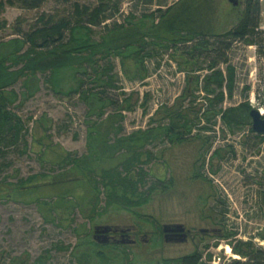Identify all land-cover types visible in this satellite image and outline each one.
Instances as JSON below:
<instances>
[{
  "label": "rangeland",
  "instance_id": "374dc122",
  "mask_svg": "<svg viewBox=\"0 0 264 264\" xmlns=\"http://www.w3.org/2000/svg\"><path fill=\"white\" fill-rule=\"evenodd\" d=\"M1 1L0 44L13 39L25 40L26 35L40 23L39 18L43 14L55 20L67 18L73 25L75 3L95 8L101 2L47 0L40 9L25 10ZM238 1L239 5L233 6L229 0H112L111 3L116 5L111 4L106 11L104 24L91 26L93 39L101 41L107 29L115 24L127 25L126 19L130 14L135 16L132 24H138L139 30L149 29L168 7L178 6L180 2L175 13L185 9L184 18L189 19L180 23V29L206 35L210 43L216 40L217 35L234 31L250 5H260L259 31L264 32V0ZM140 19H145V28L142 23H137ZM158 28L160 36H165V28ZM69 37L70 31L66 30L64 40ZM261 38L264 39V35ZM200 39L197 37L189 44L180 43L176 48L167 49L162 41L147 38L146 41L154 42V45L145 51L151 52L153 48L154 54L144 59V67L132 58L121 61L120 57H113L115 85L121 90L109 89L101 80L96 82L93 69L87 65L65 70L59 77L62 89L59 93L46 85L49 73H38L39 90L29 99L22 95V82L14 87L19 100L12 111L20 118L24 129L21 134L23 140L0 157V264H35L42 256H45L43 264H78L74 252L84 251L91 245L94 226H133L140 234L147 235L136 245L125 246L131 252L133 264H157L195 251L203 254L204 264H215V257L221 258L219 264H228L233 259L244 261L245 258L236 255L232 249L240 242L251 243L255 249L264 250V138L250 131L252 119L248 110L239 109L238 116L243 123L234 129L228 128L218 114L230 107L239 108L243 102L264 111V56L255 45H247L242 40L232 42L227 62L216 67L225 75L228 65L236 68L232 96L225 88L224 101L218 104L215 100H208L215 94L208 96L205 92H196V98L183 104L188 117L193 120L192 133L184 138L186 141L171 143L157 138L140 149L145 154L143 159H147L149 152L154 155L152 161L138 166L147 173L145 186H156V192L151 193L152 196L150 194L147 204L129 211L116 206L102 211L106 200L104 187H99V201L93 202L94 183L88 180V171L85 174V168L75 162L71 165L65 163L68 156L81 158L89 154L88 129L95 122H101L104 129L108 115L121 113L124 116L122 121L117 118L123 131L118 136L111 133L110 144H114L117 137L128 136L138 129L160 125V120L151 124L150 119L162 107H173L186 86L187 77L205 80L211 74L204 57L185 63V59H192L188 53L195 51ZM28 47L26 45L23 51ZM97 64L95 68L98 69L106 61ZM81 79L85 82L83 89L92 86L100 91L106 89L104 98L107 102H115L114 106H106V115L101 119L98 113L89 115V106L79 94L67 93L70 87H77ZM246 86L250 87L248 92L244 90ZM126 94H132L129 101L133 111L120 110V107H126L123 103ZM146 94H150L147 110L142 104ZM163 123L168 124V121ZM207 139L209 142L205 143ZM215 151H219L221 157L212 155ZM122 159L121 155L104 158L100 165L109 168ZM200 159L202 181L189 186L191 173L192 176L196 173L192 170L197 168L194 161ZM137 171L135 168L134 175ZM168 174L176 182L172 202L166 200L163 182L158 181L159 178L166 179ZM33 176L37 177L20 187V181ZM184 185L190 188L192 195L187 201H182L180 188ZM199 193L202 202L195 201L193 197ZM206 195H211V199L206 201ZM93 208L99 212L98 215L93 214ZM207 218H213V227L217 231L221 229L238 237L230 240L219 237L216 240L213 236L202 242L196 239L190 243H171L159 236L162 225L169 221H180L197 231L211 226L210 221L205 220Z\"/></svg>",
  "mask_w": 264,
  "mask_h": 264
},
{
  "label": "trees",
  "instance_id": "16d2710c",
  "mask_svg": "<svg viewBox=\"0 0 264 264\" xmlns=\"http://www.w3.org/2000/svg\"><path fill=\"white\" fill-rule=\"evenodd\" d=\"M5 1L10 6H19L25 10H37L47 0ZM111 1L101 0L95 8L75 3L73 25L71 20L67 18L55 20L43 14L39 18L41 24L37 23V27L34 28L33 32L26 35L25 40L13 39L7 43L0 44V157L4 156L7 150L15 147L21 139L23 140L21 134L24 127L20 118L12 111V108L16 106L17 100H19V95L14 90V87L19 82H22L24 90L22 95L29 99L39 90L38 73H49L45 83L54 92L59 93L62 90L59 85L60 75L65 70L87 65L93 69L96 82L101 80L104 81L102 83L103 86L109 89L121 90L115 85L113 57H120L121 61L132 58L137 62L140 61L142 67H144V59L154 54L153 48H151V52L145 51V48L154 45V42H147V38L162 41L165 47L170 49L171 47L176 48L180 43L189 44L199 37L201 38L197 40L199 46L196 44L195 51L188 53L192 56V59H185V63L192 62L196 57H204L203 59L208 63L211 74L205 80L195 76L187 77L186 86L176 99L173 107H162L150 119L151 124L157 120H160L162 124L160 123L157 127H149L145 130L138 129L128 136L117 137L115 143L110 144L109 135L111 133L116 136L122 133L123 127L117 123V118L122 121L124 116L121 113L117 114V116L108 115L106 118L107 125L104 129L101 127V122L93 123L88 129L89 154L81 158L66 157V165H71L75 162L77 166L85 168V174L88 171V180L94 183L95 200L93 202L99 201V187H104L106 200L105 208L102 211H106L111 206L129 211L147 204L152 194L156 192V186H145L144 178L147 173L143 169L138 168L139 165L145 164L146 161H152L154 155L149 152L147 159H143L145 154L140 149L144 145L153 143L157 138L167 139L171 143H183L186 141L184 139L185 136L192 133L193 120L188 117L183 104L193 97L196 98V92L199 94L205 92L208 96L215 94L213 99L208 100H215L218 104L224 101L225 88H227L228 95L232 96L236 83V68L228 65L226 67L227 75H225L221 69H216V67L221 63L227 62V54L231 49L232 42L237 40H242L250 46L255 45L260 55L264 56V39L261 38L264 32L259 31L260 5H250L249 11L234 31L217 35L216 40L210 43L209 37L206 35H196V33L189 32V30L180 29V23H186V20H189L186 16L184 18L185 9L175 13L176 9L184 1L181 0L182 2L178 6L172 5L168 7L160 16V20L149 29L141 28L139 30L140 26L138 24H132L135 16L130 14L126 19L127 25L115 24L112 28H108L102 40L97 42L93 39L94 32L91 26L104 24L107 18L106 11L110 9L111 4L113 6L116 5L111 3ZM2 7L3 1L0 2V8ZM151 17L154 18V15ZM145 19H140L137 22L142 23L141 26L143 28H145ZM165 22L167 23L166 25H164ZM158 27L165 28V36H160ZM66 30L70 31V37L65 41ZM26 45H29V47L23 51ZM99 61H106V64L97 69L95 66H98L97 63ZM197 67L201 69V66L197 65ZM84 74H86V70H84ZM84 85L85 82L81 79L78 86L70 87L67 93L70 95L79 94L80 98L89 106V115L98 113L101 119L106 115V106H114L115 102H107V98H104L106 89L100 91L96 86L83 89ZM244 90L248 92L250 87L246 86ZM131 95H124L123 103H126V107H120L121 111L134 110L129 101ZM149 99L150 94H146L142 103L145 110H147L146 106ZM240 108L248 110L249 113L252 110L249 102H243L239 108L230 107L218 112L220 119L228 128L234 129L242 126L243 121L238 116ZM164 121H168V124L163 123ZM250 131L253 132L252 129ZM24 143L26 142L24 141ZM116 155L123 156V159L116 165L109 168L100 165L104 158H114ZM212 155L221 157L219 151H215ZM135 168L138 171L134 175ZM97 170L100 171L97 172ZM95 173L98 176L101 175V177L98 178ZM42 175L44 176L45 174ZM37 176L20 181V187L26 183H31ZM133 213L136 212L134 211ZM93 214H99L96 208H93ZM159 233L162 240L161 229ZM234 234L228 232L225 238H229ZM90 243L91 245L87 246L84 251L74 252V257L78 264H133V260L130 259L131 252L127 251L125 246L122 247V250L117 246H109L111 249H108L109 247L100 245L94 240L90 241ZM80 245H83V243H80ZM232 249L236 252V255L243 256L245 260L233 259L228 264H264V250L255 249L251 243L240 242L238 245H234ZM44 258L45 256L40 257L35 264H43L42 260ZM160 263L204 264L203 254L199 251L180 258L164 259Z\"/></svg>",
  "mask_w": 264,
  "mask_h": 264
},
{
  "label": "flooded vegetation",
  "instance_id": "af4514ba",
  "mask_svg": "<svg viewBox=\"0 0 264 264\" xmlns=\"http://www.w3.org/2000/svg\"><path fill=\"white\" fill-rule=\"evenodd\" d=\"M189 135H186L185 137H188ZM264 136V135H260ZM209 142L208 139L205 141ZM202 165L201 159L199 161L195 160L194 161V166L197 167L196 169L192 168V170L196 171L194 176H191V179H188L189 181V186H192L196 182L200 184L198 181H202V175L199 174V169ZM169 176H166L167 178L165 179H158V181L163 182V187H164V195L167 198L169 202H172V195L174 191V187L176 182L173 181L171 174H168ZM181 184V183H180ZM183 184V181H182ZM181 184V185H182ZM211 184V183H210ZM183 193V200L182 201H187L189 197L192 195L190 194V188L186 185L182 186L180 188ZM195 198V201L202 202V196L199 193L198 195L195 194L193 195ZM207 198V199H206ZM206 201L211 199V195H206L205 196ZM181 202V199L179 200ZM209 210H212L211 208ZM212 217V216H211ZM205 220H209L211 223V226L208 228H199L197 231L194 230V228L189 229L186 227L185 224H183L180 221H169L168 223L162 225L161 230H162V240L165 242H171V243H190L196 241V239H199V242H202L204 239L207 238H212L213 236L216 237V240L219 239V237H224L223 240L225 239V236L228 234L226 232H222L221 229L217 231L213 227V218H207ZM107 228V234H102V235H96L95 231L96 229H104ZM167 227L168 233H164V228ZM184 229V231H181ZM160 234V233H159ZM147 235L145 234H140L138 230H136L135 227H128V228H121L119 226H94L93 228V233L92 237L96 243L103 245V246H117L119 249L122 250L123 246H133L138 243V241H143L146 238ZM160 236V235H159ZM238 237L236 234L232 235L231 237L227 238V240L233 239ZM167 239V241H166ZM108 249H111L109 247Z\"/></svg>",
  "mask_w": 264,
  "mask_h": 264
},
{
  "label": "water",
  "instance_id": "95a60500",
  "mask_svg": "<svg viewBox=\"0 0 264 264\" xmlns=\"http://www.w3.org/2000/svg\"><path fill=\"white\" fill-rule=\"evenodd\" d=\"M229 2L233 5V6H238L239 5V1L238 0H229ZM250 117L252 119V130L253 132H255L258 135H264V115L255 108H252V110L250 111ZM181 231H184V229H182ZM169 231L167 229V227L164 228V233L167 234ZM96 235H102V234H107V228L105 227L104 229H96L95 231ZM167 241V239H166Z\"/></svg>",
  "mask_w": 264,
  "mask_h": 264
},
{
  "label": "built area",
  "instance_id": "2783aa9c",
  "mask_svg": "<svg viewBox=\"0 0 264 264\" xmlns=\"http://www.w3.org/2000/svg\"><path fill=\"white\" fill-rule=\"evenodd\" d=\"M215 260L217 261V262H215V264H219V261L221 260V258L220 257H215Z\"/></svg>",
  "mask_w": 264,
  "mask_h": 264
},
{
  "label": "bare ground",
  "instance_id": "6f19581e",
  "mask_svg": "<svg viewBox=\"0 0 264 264\" xmlns=\"http://www.w3.org/2000/svg\"><path fill=\"white\" fill-rule=\"evenodd\" d=\"M261 113L264 115V111H261ZM229 251H230V248L228 247L227 252H229ZM235 258H239V257H235Z\"/></svg>",
  "mask_w": 264,
  "mask_h": 264
}]
</instances>
